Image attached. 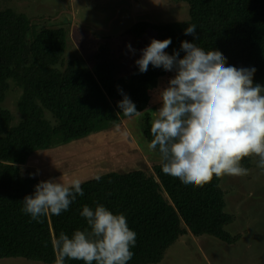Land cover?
<instances>
[{"label": "trees", "instance_id": "trees-1", "mask_svg": "<svg viewBox=\"0 0 264 264\" xmlns=\"http://www.w3.org/2000/svg\"><path fill=\"white\" fill-rule=\"evenodd\" d=\"M168 1L189 8V19L170 28L178 29L179 35L171 38L165 50L169 55L178 51L183 58L182 41L205 51L218 50L228 65L254 67L253 83L264 86V0ZM30 17L11 7L0 9V103L13 89L20 92L16 123L14 114L0 107V259L22 257L56 264L54 240L61 232L71 238L75 230L85 229L86 219L80 212L85 205L94 210L97 204L123 214L136 232L128 264L160 263L184 235H211L236 243L241 234L226 228L236 217L226 210L224 176L194 188L164 174L163 161L129 171L112 170L98 175L99 181L95 177L83 180L84 195L60 215L41 217L42 222L21 211L25 196L34 194L40 182L24 169L34 152L130 121L135 116L125 117L118 107L124 95L142 113L161 80L168 82L175 75L152 65L144 73L138 65L130 71L119 63L111 41L96 50L94 71L77 58L66 62L67 30L63 26L39 28ZM190 24L196 25L198 39L184 34ZM151 27L157 28L139 21L132 32L141 38ZM145 117L142 132L152 140L151 122ZM252 160L245 158L242 166L249 169Z\"/></svg>", "mask_w": 264, "mask_h": 264}, {"label": "clouds", "instance_id": "clouds-1", "mask_svg": "<svg viewBox=\"0 0 264 264\" xmlns=\"http://www.w3.org/2000/svg\"><path fill=\"white\" fill-rule=\"evenodd\" d=\"M184 34L196 37V25H188ZM170 44L171 38L152 39L135 61L141 73L149 65L175 73L158 92L161 106L152 112L148 148L158 149L162 172L196 188L224 175H247L245 158H257L264 171V86L253 83L256 69L228 65L220 51H205L188 41L181 42L183 58L178 51L169 55L165 50ZM118 107L125 117L140 115L127 95ZM83 195L80 179L67 184L62 177L43 180L34 194L25 196L21 211L42 222L41 217L60 215ZM80 215L87 227L75 230L71 238L61 232L53 242L56 264H128L137 234L125 216L101 204L94 210L83 206Z\"/></svg>", "mask_w": 264, "mask_h": 264}, {"label": "rangeland", "instance_id": "rangeland-1", "mask_svg": "<svg viewBox=\"0 0 264 264\" xmlns=\"http://www.w3.org/2000/svg\"><path fill=\"white\" fill-rule=\"evenodd\" d=\"M7 7L31 16L39 28L63 26L69 44L66 62L77 58L91 71L96 69L93 57L101 43L111 41L121 66L132 71L152 39L178 36V29L170 28L189 19L185 3L171 4L168 0H0V9ZM139 21L157 28L151 27L143 37H136L132 28ZM167 84L161 80L151 93L147 109L139 116L84 138L38 150L24 169L28 168L40 181L62 177L67 184L112 170L129 171L160 163L158 149L149 150L151 140L142 129L145 116L152 122V112L161 106L158 92ZM19 94L13 89L0 103L14 114V123L19 119ZM221 185L227 191L226 210L236 217L226 228L232 234L240 233L239 240L231 244L211 235H184L157 264H264V171L257 167V158L253 157L247 175H224ZM0 264L44 263L19 257L2 258Z\"/></svg>", "mask_w": 264, "mask_h": 264}]
</instances>
